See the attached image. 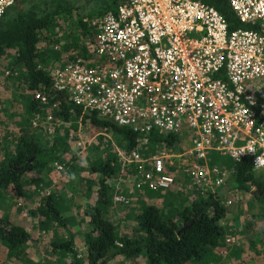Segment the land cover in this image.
<instances>
[{
	"label": "built area",
	"instance_id": "built-area-1",
	"mask_svg": "<svg viewBox=\"0 0 264 264\" xmlns=\"http://www.w3.org/2000/svg\"><path fill=\"white\" fill-rule=\"evenodd\" d=\"M15 1L0 0V17ZM227 4L247 27L228 29L195 0H118L94 21L86 51L50 74L53 91L136 134L124 159L136 191L168 188L180 174L217 192L228 171L208 164L212 153L264 171V0ZM154 131L174 137L149 153ZM179 139L187 147L175 152Z\"/></svg>",
	"mask_w": 264,
	"mask_h": 264
},
{
	"label": "trees",
	"instance_id": "trees-1",
	"mask_svg": "<svg viewBox=\"0 0 264 264\" xmlns=\"http://www.w3.org/2000/svg\"><path fill=\"white\" fill-rule=\"evenodd\" d=\"M117 1L16 0L0 17V59L7 51H12V63L22 69V82L27 89L39 92V96L26 104L29 114L40 112L41 97L42 105L45 101H55V115H60L62 120L70 116L80 117L82 121L87 120L94 126L119 133L126 149L130 150L136 143V134L109 119L84 111L61 93L53 91L51 76L40 65L45 62L47 49L56 56L59 53L53 50L51 43L43 50L37 47L39 40H46V34L56 25L60 28L61 24H65V27L72 24L74 28L69 27L63 32L68 36L61 43L63 49H74L75 54L68 59L84 53L92 43L94 21L112 9ZM195 1L216 9L224 18L228 29L247 27V24L240 23L235 18L227 0ZM77 36H87L89 40L80 44L76 40ZM146 137L148 143L166 142L170 146L174 136L154 131ZM36 140V137L26 134L22 128L18 129V135L0 160V189L21 192L25 184L22 176L26 172H35L37 175L47 173L54 161H60L56 149L58 141L40 146ZM210 158L228 171L223 188L215 193L206 189L199 190L198 198L182 203L179 207L171 204V200L165 206L139 202V209L135 213H129L135 223V235L120 233L106 217L110 201V187L106 177L114 172L112 155L107 154L104 159L89 164L88 171L97 175V186L94 190H90L88 186L85 189L86 195L92 194L93 201L86 203L83 209L88 226L82 237L85 248L83 258L75 253L73 235L60 215L61 210L66 208L61 204L63 195L60 192L50 191L42 196L30 213L37 214L41 228L55 226L66 231V238L51 242L53 250L70 255L71 259L63 264H105L115 256L128 259L139 254L144 255L147 264H208L216 258L213 252L226 231L221 225L229 212L222 200L223 192L231 189L248 191V184H252L253 196L264 202V183L253 178L254 171L248 159L235 162L228 158L223 162L214 153L210 154L209 160ZM43 173L39 176L47 183L48 179ZM183 180V183L176 185V193L183 194L187 181ZM171 195L172 193L168 194L169 197ZM27 238L28 233L22 227L5 219L0 221V245L8 251H16Z\"/></svg>",
	"mask_w": 264,
	"mask_h": 264
},
{
	"label": "rangeland",
	"instance_id": "rangeland-1",
	"mask_svg": "<svg viewBox=\"0 0 264 264\" xmlns=\"http://www.w3.org/2000/svg\"><path fill=\"white\" fill-rule=\"evenodd\" d=\"M69 27L74 28L72 24H69ZM69 27L61 24L59 28L56 25L48 31L46 40H39L37 44V47L43 50L51 43L53 50L59 53L56 56L47 49V57L40 68L49 72V75L66 58L75 54L74 49H63L61 44L68 39L63 32ZM76 40L80 44H85L89 38L77 36ZM11 55L12 51L9 50L0 59V160L4 157V151L9 149L13 139L18 135V129L22 128L26 134L36 137L40 146H48L58 141L56 149L60 161H54L47 173L42 172L48 179L47 183L39 176L42 173L37 175L28 171L22 176L25 184L21 192L0 189V221L5 219L22 227L28 233V238L16 251H8L0 245V264H63L71 259L69 254L57 252L51 247V242L66 238V231L55 226L41 228L37 214L30 213L39 199L50 191L63 195L61 204L66 208L61 210L60 215L73 235L75 253L83 258L85 248L82 237L88 229L87 216L84 215L83 209L86 203L93 201L92 194L86 195L85 189L88 186L90 190H94L97 186L96 173L88 171L87 167L104 159L107 154L112 155L111 164L114 166V172L106 177L110 187L106 217L115 224L120 233L135 235V223L130 214L139 209L141 201L145 204L165 206L171 200V204L179 207L182 203L198 198L200 191L188 182L185 183L183 194L175 192L176 185L184 181L180 174H176L175 183L168 188L144 187L143 190L136 191L133 186L135 180L133 174L126 170L131 164L124 160L127 159L129 149H126L123 137L119 133L94 126L87 120L82 121L80 117L70 116L62 120L60 115H55L57 110L55 101H45L42 105L41 97L40 112L29 114L26 111V104L30 99L39 96V92L27 89L20 78L22 69L12 63ZM46 116H50V119H46ZM186 147L187 144L179 139V144L174 145L173 150L178 152ZM144 149L146 152L154 153L156 145L148 143ZM217 159L225 162L228 157L217 155ZM172 162L175 165V160ZM54 163L61 169H56ZM215 163L212 158L208 161V164ZM224 170L227 173V170ZM227 176L228 173L225 178ZM253 178L264 183V171H254ZM248 189V191L231 189L223 192L222 200L229 211L221 221L226 231L224 239L213 252L216 258L208 264H264V202L253 196L252 184H248ZM169 193H172L170 197ZM118 195L125 196L128 203L119 202L116 199ZM227 200L230 203H227ZM227 234L229 237L225 238ZM233 237L242 239L238 246L229 247L235 240ZM248 249L250 253L246 252ZM105 264L147 263L144 255L139 254L128 259L116 256Z\"/></svg>",
	"mask_w": 264,
	"mask_h": 264
},
{
	"label": "crops",
	"instance_id": "crops-1",
	"mask_svg": "<svg viewBox=\"0 0 264 264\" xmlns=\"http://www.w3.org/2000/svg\"><path fill=\"white\" fill-rule=\"evenodd\" d=\"M226 237H229V235L227 234L226 236H225V238ZM224 239V238H223ZM231 239V238H230ZM233 239H235L230 245H229V247H233V246H238L239 245V243H240V241H241V237L239 238V239H237V238H234L233 237ZM247 253H250V250L248 249L247 251H246ZM225 254H226V251H225ZM116 257V256H115Z\"/></svg>",
	"mask_w": 264,
	"mask_h": 264
}]
</instances>
